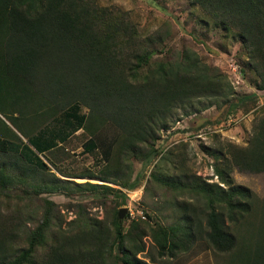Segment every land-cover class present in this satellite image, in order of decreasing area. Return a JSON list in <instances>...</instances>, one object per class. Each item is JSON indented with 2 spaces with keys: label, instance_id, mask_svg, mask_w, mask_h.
<instances>
[{
  "label": "trees",
  "instance_id": "obj_1",
  "mask_svg": "<svg viewBox=\"0 0 264 264\" xmlns=\"http://www.w3.org/2000/svg\"><path fill=\"white\" fill-rule=\"evenodd\" d=\"M190 3L226 34L232 31L237 35L248 69L259 77L256 88L264 90V0ZM153 44L154 37L143 38L125 12L102 7L96 0H0V109L6 116L13 109L7 118L25 136L23 118L15 112L24 116L20 108L27 106L26 102L34 106L32 111L43 121L55 119L67 106V123L75 121L89 137L84 150L90 153L100 147L106 161L99 174L86 176L133 190L138 180H132L131 160L146 167L159 156L155 148L159 139L155 126L159 123L152 121L157 119L158 126L165 128L167 119L160 116L172 113L178 101H190L207 91L218 93L226 79L219 69L184 51L173 61L155 60ZM21 101L25 102L22 106ZM81 105L90 109L87 116L78 115ZM0 122V137L20 140ZM108 125L118 134L98 144L93 139ZM46 132L43 129L40 134ZM36 137L28 136L37 148L28 142L39 154L57 147L54 135L50 139ZM34 158L37 165L24 157L4 164L0 187L22 184L64 190L63 185L68 184L105 188L122 195L103 185H78L52 174L50 181L32 182L39 169H47L39 157ZM215 158V176L226 189L201 182L200 178L189 183L176 181L158 174L160 163L154 165L150 177L160 188L195 198V203L178 201L175 196L168 200V206L178 214L174 223H155L146 229L135 221L124 232L116 211L112 234L108 228L91 223L75 230H57L52 225V203L45 201L47 208L38 225L23 234L25 250L9 258L10 247L0 242V264H34L35 251L41 247H53L43 264H108L107 253L112 258L110 264H172L173 260V264H179L183 255L201 245L222 264H264V199L255 201L249 189L234 185L230 177L234 167L264 172V114L254 122L245 146L228 143L226 152L220 151ZM202 203L204 208L199 211ZM241 226L243 236L237 229ZM148 236L156 255L149 254L147 262L138 255L145 252L143 239ZM115 250L120 256L113 254Z\"/></svg>",
  "mask_w": 264,
  "mask_h": 264
},
{
  "label": "rangeland",
  "instance_id": "obj_2",
  "mask_svg": "<svg viewBox=\"0 0 264 264\" xmlns=\"http://www.w3.org/2000/svg\"><path fill=\"white\" fill-rule=\"evenodd\" d=\"M96 1L102 7L125 12L143 38L154 37L156 44H153V47L156 54L153 59L173 61L184 51L207 66L216 67L226 79L218 93L207 91L197 94V97L190 101H178L172 113L166 114L165 117L160 116L161 119H167L165 128L158 126L160 122L157 119L152 121L159 123L155 126L159 128V139L155 144L159 156L152 165L146 167L136 159L131 160L132 180H138V185L133 190L86 176L99 174L106 161L100 147L90 153L84 150L89 137L83 129L76 127L75 121L69 120L71 125L67 123V106L59 110L55 119L46 118L43 121L41 117L39 119V116H35L32 111L34 106L26 102L27 106L20 108L25 112L24 116L21 112V115L15 112L19 119L23 118L25 136L17 131V125L7 118L13 113V109L10 112L6 110L7 116L0 109V121L20 138L17 140L13 137H0V168L14 159L22 161L23 157L37 165L35 155L46 164L47 169H39V173L31 179L32 182L50 181L54 175L61 181L78 185H103L121 191L124 196L123 198L117 192L105 188L85 189L68 184L63 185L64 190H43V187L37 189L22 184L0 187V242L10 247L9 258H14L27 248L22 242L23 234L38 225L47 208L45 201L52 203V225L57 230H75L77 226L91 223L108 228L112 234L115 212L118 211L119 215L122 208H125L126 213L119 221L124 232L130 228L131 222L135 221L146 226V229L155 223H174L178 214L168 206V200L175 196L178 201L185 199L189 203H195V198L177 192L172 194L160 188L150 177L154 165L160 163L157 171L164 177L185 183L200 178L201 182L218 184L226 189L215 176V155L220 151L226 152L228 143L238 147L245 146L251 138L254 122L264 114V90L256 88L259 77L248 69V59L237 35L232 31L226 34L198 7L193 6L190 0ZM23 103L25 102L21 101L20 105ZM89 112L87 106L81 105L77 113L87 116ZM2 129L0 122V132ZM43 129H47V132L40 134ZM117 134V129L108 125L101 129L93 140L98 144L109 142ZM32 135H35V138L43 135L48 139L54 135L57 147L39 154L29 144L30 142L37 148L34 140L30 141L31 138H28ZM60 138H64L63 141ZM224 163L227 164L226 161ZM230 177L234 185L249 189L255 201H263L264 172H245L234 167ZM61 181L58 182L59 185ZM203 208L202 203L199 211ZM145 215L151 217V220ZM255 218H258V215ZM202 225H205V219ZM237 229L239 235L243 236V227ZM250 231L256 233V230ZM143 243L146 250L138 257L148 262L149 254L156 255V249L150 236L145 237ZM204 246L201 245L197 250L183 255L179 264H189L193 259L196 263L192 264H220L222 261L215 258L210 251H204ZM52 248H38L33 256L34 264H43ZM113 254L120 256L117 250L113 251ZM105 258L110 264L112 258L110 259L108 253Z\"/></svg>",
  "mask_w": 264,
  "mask_h": 264
},
{
  "label": "water",
  "instance_id": "obj_3",
  "mask_svg": "<svg viewBox=\"0 0 264 264\" xmlns=\"http://www.w3.org/2000/svg\"><path fill=\"white\" fill-rule=\"evenodd\" d=\"M126 213L125 208L120 209L118 219L121 220L123 218V215Z\"/></svg>",
  "mask_w": 264,
  "mask_h": 264
},
{
  "label": "crops",
  "instance_id": "obj_4",
  "mask_svg": "<svg viewBox=\"0 0 264 264\" xmlns=\"http://www.w3.org/2000/svg\"><path fill=\"white\" fill-rule=\"evenodd\" d=\"M196 259H197V257H196ZM194 262L196 263V260L195 259H193V261L189 262V264H192ZM206 264H209V263H206Z\"/></svg>",
  "mask_w": 264,
  "mask_h": 264
}]
</instances>
